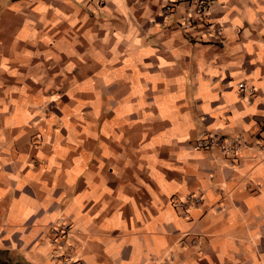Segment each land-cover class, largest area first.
Instances as JSON below:
<instances>
[{"label":"crops","instance_id":"1","mask_svg":"<svg viewBox=\"0 0 264 264\" xmlns=\"http://www.w3.org/2000/svg\"><path fill=\"white\" fill-rule=\"evenodd\" d=\"M0 257L264 264V0H0Z\"/></svg>","mask_w":264,"mask_h":264},{"label":"built area","instance_id":"2","mask_svg":"<svg viewBox=\"0 0 264 264\" xmlns=\"http://www.w3.org/2000/svg\"><path fill=\"white\" fill-rule=\"evenodd\" d=\"M204 5L202 2H196V11L194 15H188L185 17V21L189 23L191 20H194L196 17L201 18L204 14ZM210 25V24H209ZM251 91H254L253 88H251ZM223 138H220L216 136L215 134L206 133L201 138L198 139L196 143L197 149H206L210 148L214 144H218L220 148H222L225 151L233 152L235 148H238V140L234 139H227L222 140ZM202 198L200 196H197L195 194H188L185 198L184 203L178 204L180 206L186 205H192V204H199L201 203ZM53 231L61 236H67L70 233V226L67 224H60L58 226L53 227ZM64 264V263H63Z\"/></svg>","mask_w":264,"mask_h":264},{"label":"trees","instance_id":"3","mask_svg":"<svg viewBox=\"0 0 264 264\" xmlns=\"http://www.w3.org/2000/svg\"><path fill=\"white\" fill-rule=\"evenodd\" d=\"M0 264H12V263L7 260L1 259L0 257Z\"/></svg>","mask_w":264,"mask_h":264}]
</instances>
